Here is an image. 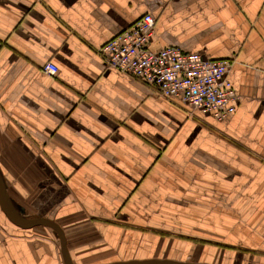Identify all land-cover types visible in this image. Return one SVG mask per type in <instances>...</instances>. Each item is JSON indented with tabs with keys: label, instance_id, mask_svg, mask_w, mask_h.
<instances>
[{
	"label": "crops",
	"instance_id": "1",
	"mask_svg": "<svg viewBox=\"0 0 264 264\" xmlns=\"http://www.w3.org/2000/svg\"><path fill=\"white\" fill-rule=\"evenodd\" d=\"M147 12L151 48L232 60L230 117L105 67ZM0 173L72 264H264V0H0ZM0 264H65L60 237L0 202Z\"/></svg>",
	"mask_w": 264,
	"mask_h": 264
},
{
	"label": "built area",
	"instance_id": "2",
	"mask_svg": "<svg viewBox=\"0 0 264 264\" xmlns=\"http://www.w3.org/2000/svg\"><path fill=\"white\" fill-rule=\"evenodd\" d=\"M154 32L155 16L147 12L98 48L105 67L126 73L163 98L184 105L191 115L230 117L240 99L229 77L232 60L211 58L180 45L153 49ZM42 70L55 75L59 67L48 61Z\"/></svg>",
	"mask_w": 264,
	"mask_h": 264
},
{
	"label": "water",
	"instance_id": "3",
	"mask_svg": "<svg viewBox=\"0 0 264 264\" xmlns=\"http://www.w3.org/2000/svg\"><path fill=\"white\" fill-rule=\"evenodd\" d=\"M0 202L3 207V210L20 227L28 228L34 225H42V224L52 227L58 233L60 237L62 254H63L65 264H72V261H71V258H70V255L67 249L66 237H65L63 230L59 226V224L49 219H27L25 217L20 216L18 212L13 208V206L11 205L9 201L1 173H0Z\"/></svg>",
	"mask_w": 264,
	"mask_h": 264
}]
</instances>
